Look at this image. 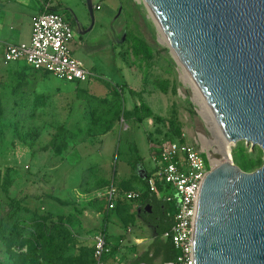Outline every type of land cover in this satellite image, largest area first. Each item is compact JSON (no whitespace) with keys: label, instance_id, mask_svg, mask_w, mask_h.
<instances>
[{"label":"rangeland","instance_id":"1","mask_svg":"<svg viewBox=\"0 0 264 264\" xmlns=\"http://www.w3.org/2000/svg\"><path fill=\"white\" fill-rule=\"evenodd\" d=\"M93 2L103 6L106 22L94 23L84 35H78L75 27L71 47L108 83L96 78L80 84L65 82L34 72L24 61L10 64L0 53V70L8 65L0 71V218L16 212L30 219L33 211L37 215H63L76 239L72 253L87 247L93 250L90 232L103 227L104 212L109 208L100 201L98 210L91 209L92 196L79 200L74 189L80 184L92 186L103 178L104 170L111 177L116 171L118 179L129 169L128 164L132 166L136 145L151 168V148L166 138L180 140L182 134V139L203 149L213 164L219 162L216 157L220 158L225 143L208 106L163 39L144 0H123V5L119 0ZM75 6L71 11L88 28L91 18L86 0H77ZM58 12L71 17L65 10ZM122 24L124 28L119 30ZM114 88L120 92V101ZM100 100L104 105L96 108ZM135 107L142 116L148 111L151 114L139 122L134 116L123 119L118 112H135ZM108 118L112 128L105 132ZM230 145L232 158L239 145L253 150V156L260 153L258 146L252 149L244 141ZM139 186L147 189L144 183L133 185L136 189ZM163 196L164 192L158 194ZM12 199L24 202L14 206ZM115 208L109 210L111 234L116 232L113 222L121 219ZM79 218H83L80 229ZM144 230L150 238L149 226ZM140 247H145L144 242Z\"/></svg>","mask_w":264,"mask_h":264},{"label":"water","instance_id":"2","mask_svg":"<svg viewBox=\"0 0 264 264\" xmlns=\"http://www.w3.org/2000/svg\"><path fill=\"white\" fill-rule=\"evenodd\" d=\"M198 86L230 144L259 146L264 159V0H144ZM91 25L71 18L78 35ZM84 28V29H83ZM231 149V148H230ZM195 264H264V163L232 158L205 175L193 228ZM139 264H150L141 262Z\"/></svg>","mask_w":264,"mask_h":264},{"label":"built area","instance_id":"3","mask_svg":"<svg viewBox=\"0 0 264 264\" xmlns=\"http://www.w3.org/2000/svg\"><path fill=\"white\" fill-rule=\"evenodd\" d=\"M101 6L98 5L99 9ZM74 26L71 21L47 4L43 11L33 17L32 34L29 42H4L2 53L6 62L24 61L36 70L70 83H85L99 75L79 59L71 47ZM154 169L149 178V188L157 194L163 193L164 200L176 204L174 223L163 237L170 239L178 255L163 264H195L193 228L197 201L206 173L215 166L211 157L196 144L187 140H162L154 147ZM206 154V156H205ZM118 189L109 184L95 197L107 199L109 209L116 207ZM140 192H125L128 199H137ZM93 261L104 264L109 252L106 235L94 231Z\"/></svg>","mask_w":264,"mask_h":264},{"label":"trees","instance_id":"4","mask_svg":"<svg viewBox=\"0 0 264 264\" xmlns=\"http://www.w3.org/2000/svg\"><path fill=\"white\" fill-rule=\"evenodd\" d=\"M137 53L139 52L136 51V54ZM31 68L36 73L43 72L44 74L51 75L48 72L36 70L33 67ZM96 79L106 83L109 82L102 77ZM114 85L116 87L118 86L116 84ZM113 90L117 95L116 100L120 101V92L117 88ZM28 105L29 103L27 102L25 106ZM103 105L102 100L95 103L96 108H101ZM135 110V112H129L119 109L118 112L123 114V119L128 120L134 116L139 122L151 114L148 111L145 116H142L139 114V111H137L139 110L137 107H135ZM134 113H136V115ZM111 128L112 123L110 118H108L103 131L108 132ZM179 136L180 140H183L182 134H179ZM258 148L260 153L253 156V150L249 152L244 146L239 145L233 151V161L245 171H253L259 168L264 163V159L262 149L259 146ZM135 150H137V147H135ZM154 150L155 149L152 148L153 153H155ZM137 158L140 159L139 157ZM135 164V162H132V166ZM145 185L147 186V191L138 199L142 198L143 204L150 205L152 208L151 212H143L142 216L146 222L155 226L157 238L152 249L145 251L128 264H139L144 261L150 264H156L155 261L159 257H163V263H165L174 260L179 253L170 239L163 240L162 238L164 233L169 231L174 223L173 215L176 211V204L160 199L156 192H152L149 188L148 177L145 178ZM12 201L14 202V206H20L24 202L23 199H12ZM60 203L64 205L70 204L68 201H60ZM37 214V212L35 213L33 211L32 217L28 219L13 212L0 218V264L92 263L94 248L92 250L90 247H87L81 250L80 253H72L73 249H76V239L71 229L65 225L63 215L55 217L52 214ZM73 219H75L74 216ZM72 222H70V226L73 224ZM100 230L106 235L107 244L109 246V252L106 256H112L119 247L117 245H112L111 241H109L106 227Z\"/></svg>","mask_w":264,"mask_h":264},{"label":"crops","instance_id":"5","mask_svg":"<svg viewBox=\"0 0 264 264\" xmlns=\"http://www.w3.org/2000/svg\"><path fill=\"white\" fill-rule=\"evenodd\" d=\"M79 1V0H78ZM77 3V0H0V53L3 57L2 53V44L4 42H13V43H22V42H29L32 34V24H33V17L37 13L44 10L45 6L48 4L52 10L59 11L65 10L67 14H71V8H73V5ZM101 4L95 3L94 4V16H95V24H104L106 22L107 13L103 12V6H101L99 9L97 6ZM119 5H123V0H119ZM76 7V6H75ZM123 10V9H122ZM121 17L119 16L117 18ZM69 20L71 21L72 25L73 23L71 17H69ZM83 27H86L83 22H81ZM75 27V26H74ZM124 25L122 24L119 27V30H123ZM73 49V48H72ZM74 53H75V49ZM82 60V59H81ZM14 62H11L12 64ZM8 65L5 66L6 70ZM0 70V71H3ZM97 72L96 70H94ZM99 77H101V73L98 72ZM94 80V79H93ZM91 81V80H90ZM137 150H135L136 158L133 159V162L136 164L134 166L129 165V169L127 171H123L120 173L119 178H116V171L112 174L109 173V171L104 170L102 171V179H97L93 182L92 186L87 187L80 186L78 188H75L74 191L76 192V196L79 198H86V196H92V198L95 201H92V206L90 207L93 210H98L96 207L97 203L100 201H104V204L107 203V199L104 197H95L96 193L102 192L106 189V187L113 183L115 187L118 189V195L116 200V208L118 210V214L120 215L121 219L118 220V218L113 222L115 228V233L111 234L109 232V224L111 222L110 220V209L108 208L107 211L104 212V223L103 227H106L107 230V237L109 238V241H111L112 245H117L119 248L118 250L112 255V256H106L104 257V264H128L133 259L141 255L147 250L152 249V246L157 238V231L155 226L152 224L146 222L143 218V212L145 211V205L142 202L141 199H128L125 197V192H140L142 197L144 193L147 191L143 188H134L133 185H140L142 183L145 184V178H149L151 176V173L154 169V154L152 152L151 158L153 161V168H149L145 162V156L140 154V149L138 145H136ZM135 149V148H134ZM152 151V148H151ZM139 157L140 159H138ZM131 159L129 160V162ZM97 172V171H96ZM85 182V179L82 180ZM160 198V197H159ZM163 199V198H160ZM127 200H136L137 202L129 203ZM94 202V203H93ZM64 205V204H63ZM90 212H87L86 214H89ZM100 213V212H98ZM80 219V218H79ZM81 220V219H80ZM77 221V220H76ZM83 218L81 221L78 222V228L80 229L82 227ZM146 226H149L150 232L149 236L150 238H147V235H145ZM103 227H97L92 228L90 235L94 231H98L102 229ZM143 233L144 236H140L139 234ZM114 238H113V237ZM163 240H166V238L162 237ZM144 242L145 247H140L141 244ZM130 251L131 254L128 252ZM128 253V254H127ZM156 264H162L164 262L163 257H159L156 259Z\"/></svg>","mask_w":264,"mask_h":264},{"label":"bare ground","instance_id":"6","mask_svg":"<svg viewBox=\"0 0 264 264\" xmlns=\"http://www.w3.org/2000/svg\"><path fill=\"white\" fill-rule=\"evenodd\" d=\"M148 10H149V9H148ZM150 13H151V12H150ZM151 15H152V13H151ZM152 16H153V15H152ZM154 21H155V20H154ZM155 22H156V21H155ZM156 24H157V23H156ZM157 26H158V28H159V30H160V33H161L163 39H164L166 42H168L167 44H169L172 53H173L174 56L178 59V61L180 62V64L183 66V64L181 63V61H180L179 58L177 57L176 53H175L174 50L172 49V47H171V45H170V43H169V41H168V39H167L165 33L162 31V29L160 28V26H159L158 24H157ZM162 37H161V38H162ZM183 68H184L183 70L187 71V70L185 69L184 66H183ZM187 73H188V71H187ZM188 75H189V73H188ZM189 77L191 78L193 85L196 87V90H198L199 93H200V95L202 96V94H201V92H200L198 86H197L196 83L193 81L192 77H191L190 75H189ZM202 98L204 99L203 96H202ZM204 102H205V103H204ZM203 103H204L205 105L208 106V103L206 102L205 99H204ZM208 109H209V111L211 112V114H212V116H213V118H214V120H215V122H216V124H217V126H218V128H219V130L221 131V129H220V127H219V125H218V123H217V121H216V119H215V117H214V115H213V113H212V111H211V109H210L209 106H208ZM221 133H222V131H221ZM222 135H223V133H222ZM223 137H224V139H225V143L223 144V146L221 147V149H220V151H219V152H220V158L216 157V158L219 160V162H218L217 164H219V163L222 162V161H225V160L229 159V155H230V150H231L230 147H231V145H230V143L226 140V138H225L224 135H223ZM212 158H215V157H212ZM217 164H215V165H217Z\"/></svg>","mask_w":264,"mask_h":264},{"label":"flooded vegetation","instance_id":"7","mask_svg":"<svg viewBox=\"0 0 264 264\" xmlns=\"http://www.w3.org/2000/svg\"><path fill=\"white\" fill-rule=\"evenodd\" d=\"M73 21V20H72ZM74 23V22H73ZM75 26V25H74ZM75 28V27H74ZM84 28H86V27H84ZM83 28V29H84ZM77 31V30H76ZM146 207H145V211H147V212H151L152 211V208L150 207V205H145Z\"/></svg>","mask_w":264,"mask_h":264}]
</instances>
